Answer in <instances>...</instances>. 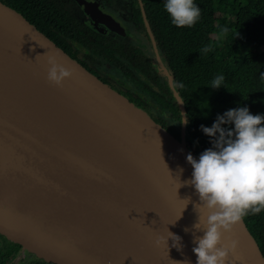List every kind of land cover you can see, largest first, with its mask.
<instances>
[{
    "label": "water",
    "instance_id": "obj_1",
    "mask_svg": "<svg viewBox=\"0 0 264 264\" xmlns=\"http://www.w3.org/2000/svg\"><path fill=\"white\" fill-rule=\"evenodd\" d=\"M49 55L73 72L62 86L47 79ZM189 153L199 159L0 0L1 236L48 264H196ZM167 229L182 247L156 246ZM232 240L235 264H264L243 218Z\"/></svg>",
    "mask_w": 264,
    "mask_h": 264
},
{
    "label": "trees",
    "instance_id": "obj_2",
    "mask_svg": "<svg viewBox=\"0 0 264 264\" xmlns=\"http://www.w3.org/2000/svg\"><path fill=\"white\" fill-rule=\"evenodd\" d=\"M144 1L154 36L170 62L198 157L213 147L201 125L211 127L218 115L239 107L264 115V0H194L202 13L192 27L172 24L164 9L166 0ZM206 46L211 50L204 53ZM217 75L225 79L213 89L211 81ZM172 112L181 120L178 107ZM243 219L264 255V211ZM11 251L0 250V264H7ZM21 264L48 263L29 255Z\"/></svg>",
    "mask_w": 264,
    "mask_h": 264
},
{
    "label": "flooded vegetation",
    "instance_id": "obj_3",
    "mask_svg": "<svg viewBox=\"0 0 264 264\" xmlns=\"http://www.w3.org/2000/svg\"><path fill=\"white\" fill-rule=\"evenodd\" d=\"M1 1L175 137L184 134L194 150L183 118L172 112H181L178 92L144 0ZM6 249L12 250L7 264H21L30 255L0 235V250Z\"/></svg>",
    "mask_w": 264,
    "mask_h": 264
},
{
    "label": "clouds",
    "instance_id": "obj_4",
    "mask_svg": "<svg viewBox=\"0 0 264 264\" xmlns=\"http://www.w3.org/2000/svg\"><path fill=\"white\" fill-rule=\"evenodd\" d=\"M164 9L177 27L194 26L202 13L194 0H166ZM222 32L227 33L228 29ZM210 50L207 46L202 49L204 53ZM47 62L50 83L62 86L72 76V70L59 64L55 55H49ZM224 79L223 75H217L210 87L219 89ZM187 123L183 118V124ZM200 129L212 138L213 147L203 151L198 160L190 153L186 157L193 172L184 184L194 187L200 201L194 205L199 216L193 228L204 233L194 235L196 246L192 251L197 257L196 264H235L239 259L235 256L239 242L232 240L224 245L223 234L245 216L264 211V115H253L247 107H239L218 115L211 127L201 125ZM184 200L186 206L191 202L190 197ZM169 239L173 241L172 247H182L181 237L168 229L167 236H157L155 244L168 247ZM230 253L234 256L232 261Z\"/></svg>",
    "mask_w": 264,
    "mask_h": 264
},
{
    "label": "built area",
    "instance_id": "obj_5",
    "mask_svg": "<svg viewBox=\"0 0 264 264\" xmlns=\"http://www.w3.org/2000/svg\"><path fill=\"white\" fill-rule=\"evenodd\" d=\"M222 127H228V128H232L233 125H223Z\"/></svg>",
    "mask_w": 264,
    "mask_h": 264
},
{
    "label": "rangeland",
    "instance_id": "obj_6",
    "mask_svg": "<svg viewBox=\"0 0 264 264\" xmlns=\"http://www.w3.org/2000/svg\"><path fill=\"white\" fill-rule=\"evenodd\" d=\"M179 126V125H178ZM177 126V128L179 129V127ZM192 144V143H191ZM192 147L194 148V145L192 144ZM196 154H197V152H196V149L194 148V150H193ZM16 260V259H15Z\"/></svg>",
    "mask_w": 264,
    "mask_h": 264
}]
</instances>
